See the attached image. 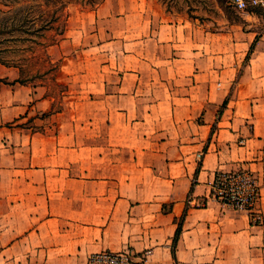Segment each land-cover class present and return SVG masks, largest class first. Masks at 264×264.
Wrapping results in <instances>:
<instances>
[{"label":"crops","instance_id":"crops-1","mask_svg":"<svg viewBox=\"0 0 264 264\" xmlns=\"http://www.w3.org/2000/svg\"><path fill=\"white\" fill-rule=\"evenodd\" d=\"M135 4L95 10L121 30L135 10V49H61L63 107L0 63V264L125 249L135 264H264V33L193 49L194 22ZM131 111L157 124L133 129ZM238 170L257 178L260 223L210 198Z\"/></svg>","mask_w":264,"mask_h":264},{"label":"rangeland","instance_id":"rangeland-1","mask_svg":"<svg viewBox=\"0 0 264 264\" xmlns=\"http://www.w3.org/2000/svg\"><path fill=\"white\" fill-rule=\"evenodd\" d=\"M102 1L0 0V63L17 67L22 81L43 84L55 98L57 108L63 107L57 99L69 88V81L59 68L67 61V55L59 53L61 49H135V42L143 35L135 28V10L127 22L128 30L120 29L118 14L98 18L95 10ZM136 2L148 12L160 10L174 20L189 19L199 35L205 30L204 36L192 33L193 49H237L236 41H245L246 31L252 28L258 32L249 47L253 49L264 33L263 9L238 11L227 0H132L134 6ZM70 13L73 16L69 19ZM84 13L89 16H82ZM127 120L129 127L140 132L157 124L153 118H137L134 111ZM199 121L194 119L193 123Z\"/></svg>","mask_w":264,"mask_h":264},{"label":"built area","instance_id":"built-area-1","mask_svg":"<svg viewBox=\"0 0 264 264\" xmlns=\"http://www.w3.org/2000/svg\"><path fill=\"white\" fill-rule=\"evenodd\" d=\"M238 11L263 9L264 0H227ZM259 195L257 178L249 170L217 173L211 187L210 198L223 206L244 210L250 214L251 221L260 223L262 216L255 211ZM87 264H135L130 250L117 252L101 251L89 255Z\"/></svg>","mask_w":264,"mask_h":264},{"label":"trees","instance_id":"trees-1","mask_svg":"<svg viewBox=\"0 0 264 264\" xmlns=\"http://www.w3.org/2000/svg\"><path fill=\"white\" fill-rule=\"evenodd\" d=\"M178 231H179V229H177V234H178Z\"/></svg>","mask_w":264,"mask_h":264}]
</instances>
